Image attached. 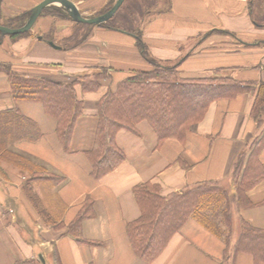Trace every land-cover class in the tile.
I'll return each instance as SVG.
<instances>
[{"label":"crops","instance_id":"crops-1","mask_svg":"<svg viewBox=\"0 0 264 264\" xmlns=\"http://www.w3.org/2000/svg\"><path fill=\"white\" fill-rule=\"evenodd\" d=\"M41 1L0 0V23L31 12ZM71 1L82 15L93 17L90 15L108 0ZM168 1L170 7L156 10L141 29L153 57L180 61L179 69L187 76L220 73L241 82L264 81V0ZM256 7L261 20L254 16ZM70 22L41 14L29 35L0 37V117L19 113L33 122L35 129L32 138L25 133L5 135L0 130V264L41 259L40 255L44 264H149L135 256L126 232L127 223L141 214L133 187L158 182L164 195L209 182L233 189L234 163L260 132L251 116L254 95L247 92L212 102L184 141L172 136L159 144L147 120L137 124V133L121 129L116 142L124 150L125 160L110 174L95 179L86 151L94 145L102 97L134 70L152 66L143 57L134 32L102 23L90 24L87 38L68 49L54 48L37 36L50 34L60 44L72 33ZM26 49L28 54L22 55ZM103 68L110 77L100 80L98 90L83 91L76 86L84 112L77 119L70 151L64 149L56 120L42 103L15 102L12 97L9 71L70 81L84 70L96 73ZM260 159L264 163V149ZM35 163L65 181L31 180ZM30 182L44 205L40 208L26 196L25 185ZM87 196L94 200L95 211L82 221L80 237L74 236L70 224ZM248 196L257 205L235 212L236 231L228 249L221 236L192 217L150 264H254L250 254L235 255L234 246L241 219L264 227V180L251 188Z\"/></svg>","mask_w":264,"mask_h":264},{"label":"trees","instance_id":"trees-1","mask_svg":"<svg viewBox=\"0 0 264 264\" xmlns=\"http://www.w3.org/2000/svg\"><path fill=\"white\" fill-rule=\"evenodd\" d=\"M145 1L156 2V0ZM114 3L113 0L109 1L99 14L107 12ZM136 8L137 4L133 9ZM30 13V11L22 13L1 23L10 27L22 26ZM42 15H52L71 21L72 33L59 44L61 47L67 49L75 47L88 36V27L91 25L73 21L63 7L47 6ZM111 20L112 18L102 25L119 28L112 25ZM221 31L234 35L226 30ZM30 33L31 31H27L10 36L18 38ZM134 35L143 57L152 67L146 70H134L102 97L94 145L86 151L91 163V174L95 179H102L116 170L125 160L126 154L116 142V136L121 129L137 133V124L147 120L156 132L159 144L172 136L184 141L188 132L203 120L212 102L247 92L252 93L254 102L251 116L260 132L234 163L231 175L234 188L209 182L182 192L164 195L162 186L158 182L139 183L133 187V194L141 214L126 226L135 256L149 264L162 254L172 237L192 217L221 236L228 249L232 235L236 231H234L235 212L257 205L250 200L248 191L264 180V163L260 159L264 149V81L241 82L220 73L184 75L179 69L180 61L156 59L149 53L141 32L134 31ZM37 36L53 41L50 34L39 33ZM8 74L15 102L42 103L45 112L56 120V132L66 151H70L77 119L84 112V102L79 98L76 86L80 85L83 91H96L100 88V80L110 77L105 68L70 81L24 76L11 71ZM2 117L0 130H3V134L25 133V136L31 138L34 136L33 122H27L21 114L13 115L10 112ZM12 122H15L14 129ZM36 130L39 137L38 127ZM38 167L41 166L35 163V169H31V180L49 178L55 184L65 181V177L45 173ZM25 191L33 205L38 208L44 206L41 199L33 192L31 182L25 185ZM43 211L40 213L42 214ZM94 211V200L91 196H87L78 215L71 222L69 232L80 237L82 221L84 218L92 217ZM88 242L94 241L88 240ZM234 247L235 255L247 253L253 257L254 264H264V227L254 226L249 221L241 219L238 239ZM17 264L44 263L41 259H31L19 261Z\"/></svg>","mask_w":264,"mask_h":264},{"label":"rangeland","instance_id":"rangeland-1","mask_svg":"<svg viewBox=\"0 0 264 264\" xmlns=\"http://www.w3.org/2000/svg\"><path fill=\"white\" fill-rule=\"evenodd\" d=\"M109 1H111V0H108L102 8H104ZM113 1L115 2V0H113ZM152 2L153 1L147 2L145 0H124L123 4L120 6V8L117 10V12L112 16V20H111L112 25L119 27L120 29H122L124 31L142 32L141 29L143 28L144 23H146L147 20H149L150 18H152L155 15L156 10L168 9L170 7V4H171L168 0H156V2H153V3ZM133 3L137 4L136 9H133V7L136 5V4L132 5ZM254 9H255V13H254L255 18L257 20H261L262 18L258 17L257 12H256L257 7ZM99 11H97L96 13H93V15H90V16H93V17L98 16ZM68 15H69V13H68ZM99 15H101V14H99ZM71 26L72 25L69 26V31L70 30L72 31ZM91 26L88 27V29L91 28ZM4 36L5 35H3L2 32H0V37H4ZM7 36H9V35H7ZM38 38L43 39L41 36ZM44 41H46L50 46H52L54 48H58V49L62 48L59 44H57L55 42L54 43L59 47L52 45L51 40H44ZM55 41H57V40H55ZM28 51L29 50L26 49L25 51H22L21 54L27 55ZM88 72H89V70L88 71L84 70V72L81 73L78 77H85V76L90 75L92 73V72L91 73H88ZM6 152H8V151H6ZM43 210L45 211L44 208H43Z\"/></svg>","mask_w":264,"mask_h":264},{"label":"water","instance_id":"water-1","mask_svg":"<svg viewBox=\"0 0 264 264\" xmlns=\"http://www.w3.org/2000/svg\"><path fill=\"white\" fill-rule=\"evenodd\" d=\"M123 2L124 0H116L114 5L107 12L94 17H86L81 14L77 6L71 0H42L40 3H38L32 8L30 16L24 25L19 27H10L0 23V32H2L4 35H14L29 31L33 27L37 19L40 17V15L42 14L44 8L53 4L62 6L69 13L73 21H78L88 24H101L111 19L112 16L117 12V10L123 4ZM51 44L56 47H59L54 43V41H51ZM40 258L44 263L45 260L42 255H40Z\"/></svg>","mask_w":264,"mask_h":264}]
</instances>
